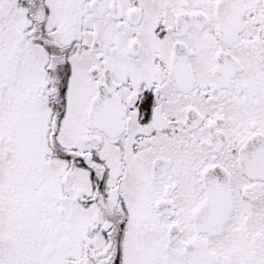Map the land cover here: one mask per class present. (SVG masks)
Wrapping results in <instances>:
<instances>
[{
	"label": "snow or ice",
	"instance_id": "1",
	"mask_svg": "<svg viewBox=\"0 0 264 264\" xmlns=\"http://www.w3.org/2000/svg\"><path fill=\"white\" fill-rule=\"evenodd\" d=\"M0 264H264V0H0Z\"/></svg>",
	"mask_w": 264,
	"mask_h": 264
}]
</instances>
